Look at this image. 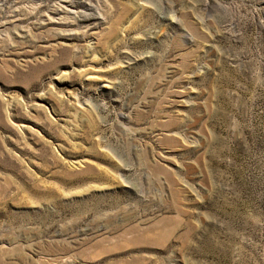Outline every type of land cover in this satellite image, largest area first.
I'll return each instance as SVG.
<instances>
[{
  "label": "rangeland",
  "instance_id": "rangeland-1",
  "mask_svg": "<svg viewBox=\"0 0 264 264\" xmlns=\"http://www.w3.org/2000/svg\"><path fill=\"white\" fill-rule=\"evenodd\" d=\"M0 264H264V0H0Z\"/></svg>",
  "mask_w": 264,
  "mask_h": 264
}]
</instances>
